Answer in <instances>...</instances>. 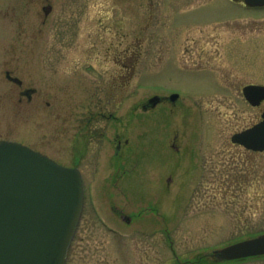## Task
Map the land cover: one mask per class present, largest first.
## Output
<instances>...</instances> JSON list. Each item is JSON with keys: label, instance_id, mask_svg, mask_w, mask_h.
Here are the masks:
<instances>
[{"label": "rangeland", "instance_id": "obj_1", "mask_svg": "<svg viewBox=\"0 0 264 264\" xmlns=\"http://www.w3.org/2000/svg\"><path fill=\"white\" fill-rule=\"evenodd\" d=\"M96 2L86 0L79 34L57 37L46 29L39 33L35 12L23 17L18 0H0V140L22 143L71 167L81 155L89 112L113 113L115 122L95 120L93 127L109 132L91 137L89 159L96 151L102 152L101 161L113 157V134L128 139L120 158L128 172V196L109 202L113 194H87L66 264H217L210 256L215 250L264 234V152L231 142L233 134L256 122L257 111L241 88L215 85L212 77L221 81L224 8L230 16L245 11L226 0H153L148 11L153 19L132 25L133 48L142 55L132 58V78L122 90L117 79L116 98L109 104L108 87L121 74L124 56L107 54L111 41L97 36L98 25L90 20ZM54 16L76 15L58 2ZM125 44L116 39V49ZM7 70L23 87L7 80ZM230 74L249 78L233 67ZM24 88L37 91L31 102L19 101ZM170 92L183 98L188 117L178 118V109L146 115L140 108L147 98ZM160 111L163 121L157 126ZM187 128L188 144L201 153L180 173L157 152ZM107 165L87 161L80 168L86 181L94 182L111 176ZM114 205L133 215L130 226L114 218ZM230 264H264V257Z\"/></svg>", "mask_w": 264, "mask_h": 264}, {"label": "flooded vegetation", "instance_id": "obj_2", "mask_svg": "<svg viewBox=\"0 0 264 264\" xmlns=\"http://www.w3.org/2000/svg\"><path fill=\"white\" fill-rule=\"evenodd\" d=\"M18 11L22 14L23 17L29 16L31 13L35 12L36 21L39 23L38 32L42 33L43 30H48V33L53 36L62 37L64 33L71 31L72 37L79 34V31L83 29L82 25L84 24V20H86L85 13H86V0H18ZM227 3L229 2L235 7H240L245 12L242 13L240 16H230L229 10L224 8V16L222 17L221 28H222V44H221V81L218 82L216 77L212 74L213 77V84L219 85L224 87H232V88H241L242 93L243 89L250 85L256 86H263L264 87V17L261 18V15L264 14V0H226ZM60 2L64 5L65 9H72L76 16H54L56 3ZM153 0H98L94 6V17L92 23L94 22L95 25H98L97 28V36L99 34L103 35V37L108 38L111 41V47L109 46L106 49L107 54L112 51H118V55L124 56V62L119 64L121 74L118 78L113 77V80L110 82L108 87V103L112 104V100L116 98V91H117V79L121 82L120 90L122 87H126L129 84L130 79L132 78V71H133V64L132 58L142 55L136 49L133 48L132 44V36H133V23L135 24H145L149 23V9H152ZM72 4L73 6H70ZM63 7V6H61ZM139 13V14H138ZM130 16H127L129 15ZM135 15L134 17L131 15ZM153 13H151L152 15ZM126 15V16H124ZM137 15V16H136ZM136 18V19H135ZM133 19L134 22H133ZM85 28V27H84ZM146 28V26L144 27ZM143 31V29H142ZM96 34V33H94ZM136 34V30H135ZM94 37V35H93ZM95 38V37H94ZM119 38L124 40L126 44L124 48L116 49L115 43L116 39ZM139 40L140 38L137 37ZM114 40V42L112 41ZM54 44H51V48H53ZM119 46H123L119 44ZM105 52V53H106ZM117 62V61H116ZM230 67L235 68L239 72H245L248 74L249 78L244 79L241 76H237L234 74H230ZM211 71V70H210ZM212 72V71H211ZM210 73V72H209ZM214 73V72H212ZM246 75V74H245ZM7 80L12 82L13 84L17 85L19 88L23 87V82L18 83L14 81L16 78L13 75L12 71H6ZM35 89L31 88H24L19 91V101L22 102L24 99L27 98L29 102L33 100L34 95L36 94ZM173 95H178L177 98L172 99ZM159 97V102L152 106L150 104V100L155 97ZM93 98V97H92ZM243 98L244 94H243ZM94 100V99H93ZM245 101L251 106L254 110L257 111V120L253 125L259 124L262 122L263 118L262 115L264 113V100L260 101L258 105L252 106L246 99ZM93 104H97V101H92ZM140 108L142 111L147 115L153 113L157 109L160 108L164 109L165 111L175 110L178 109V118H186L188 117L189 112H186V107L184 105L183 98H180V94L177 92H170L164 93L161 95H153L147 98L146 101H143L140 104ZM104 108H101V110ZM159 112V121L154 122L157 126L159 123L163 121V117H161L162 113ZM163 116V115H162ZM97 119L109 120V121H117V117L111 112H104V111H97V112H89V117L87 118L84 126L82 127L83 130L81 131V135H83V145L81 155L78 158V161L74 163L73 166L81 170L80 166L82 163L89 161L93 165H99L103 163L105 166L107 164L110 165V168L113 170V173L110 177L100 176L99 178H95L94 182L86 181V176L84 172L81 170L83 175L84 181V195L85 199L87 194L89 195H100L105 194H113L109 200V202H116L117 200L115 197L127 198L128 196V185L125 181V176L128 175L126 172V168H122V158L123 157V149L124 147L128 146L129 140L124 139L122 134L115 133L113 134V138L115 141V152L113 157L109 158L108 160H100L98 159L101 156V151L94 152L92 158L89 159L90 155V146L89 141L92 136L96 135H104L109 131L103 130L98 131L97 128L93 127V124L96 122ZM180 123V122H179ZM252 125V126H253ZM181 126V123H180ZM247 129V128H246ZM188 128L183 130V132H176L174 137V141L170 144V148L175 152L171 153L167 151L170 149L168 145H164L163 147L159 148V152L161 154H165L170 158V163L173 165L172 168L174 170H178L180 172L181 169L189 168L187 164H190V160L192 157H199L200 156V149H196L195 145L188 144L189 139L187 138ZM245 130V129H244ZM165 134V133H164ZM168 133L167 137L168 138ZM187 142V143H186ZM235 145V144H234ZM241 147L245 150L243 146L235 145ZM202 148V147H201ZM205 149L209 148V146H204ZM249 152L260 154L263 152H254L251 150H247ZM93 152V151H92ZM98 155V156H96ZM94 160V161H93ZM187 162V164H186ZM146 165V168L149 169V162H143ZM107 165V167L109 166ZM109 168V167H108ZM172 171V172H173ZM185 172V170L183 171ZM181 173V172H180ZM127 178V177H126ZM181 179V178H180ZM161 178L157 179L155 184L159 187L158 181L160 182ZM168 184L172 182V178L168 179ZM183 183H179L178 189L181 188L180 186ZM101 189V192L98 190ZM112 190V191H111ZM129 190V189H128ZM114 191V192H113ZM153 199L157 200L154 194ZM114 205L111 209L112 212L115 214L116 220H121L125 222L129 226L132 224V217L133 215L127 214L123 208ZM85 208V203H84ZM125 208V207H124ZM133 214H135L133 212ZM135 217L138 214L134 215ZM101 223H104L109 230H112L111 227L108 226L103 220L100 218ZM115 221V224L122 225L121 222ZM253 238V237H252ZM250 239V238H249ZM247 240V239H246ZM244 241V240H243ZM241 242V241H240ZM212 256V255H211ZM264 256H256V257H248L242 258L237 260H229V261H217V264H230L234 262H240L250 259L261 258ZM216 263V259L214 258Z\"/></svg>", "mask_w": 264, "mask_h": 264}, {"label": "water", "instance_id": "obj_3", "mask_svg": "<svg viewBox=\"0 0 264 264\" xmlns=\"http://www.w3.org/2000/svg\"><path fill=\"white\" fill-rule=\"evenodd\" d=\"M243 94L256 106L264 100V87L250 85ZM158 102V96L150 100L152 106ZM262 118L235 133L232 143L264 152V113ZM83 209L80 169L63 166L21 143L0 140V264H66ZM211 255L216 262L264 256V234Z\"/></svg>", "mask_w": 264, "mask_h": 264}]
</instances>
